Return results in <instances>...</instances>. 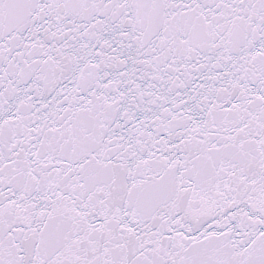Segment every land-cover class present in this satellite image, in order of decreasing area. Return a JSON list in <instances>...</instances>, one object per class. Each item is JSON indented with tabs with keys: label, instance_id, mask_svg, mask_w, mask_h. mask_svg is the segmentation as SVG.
Instances as JSON below:
<instances>
[{
	"label": "snow or ice",
	"instance_id": "6c2138e0",
	"mask_svg": "<svg viewBox=\"0 0 264 264\" xmlns=\"http://www.w3.org/2000/svg\"><path fill=\"white\" fill-rule=\"evenodd\" d=\"M0 264H264V0H0Z\"/></svg>",
	"mask_w": 264,
	"mask_h": 264
}]
</instances>
